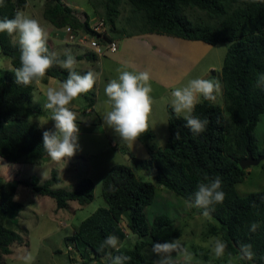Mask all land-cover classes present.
Masks as SVG:
<instances>
[{
    "label": "trees",
    "instance_id": "16d2710c",
    "mask_svg": "<svg viewBox=\"0 0 264 264\" xmlns=\"http://www.w3.org/2000/svg\"><path fill=\"white\" fill-rule=\"evenodd\" d=\"M19 2L23 1L4 0V5L0 6V19L13 18ZM90 2L94 15L103 18L108 25V39H114L108 32L114 29L123 5L128 4L130 14L124 21L138 24V33L156 31L208 44L227 42L219 69L222 106L202 99L193 113L195 117L209 121L206 131L194 135L184 127L183 118H177L172 107L166 106L168 135L163 146H147V158L138 159L130 153L128 158L133 169L152 170L159 185L187 204L193 200L200 183H209L219 176L225 199L222 204L213 206L210 217L218 224L220 237L227 244L226 254L236 256V262L222 264H264V190L240 196L234 189V184L244 175L238 161L246 151L252 157L264 153V145L258 149L252 136V129L264 111V84L258 86L259 77L264 75V4H254L251 0ZM189 10L201 11L203 16H189ZM41 15L57 28L68 25L72 29L87 30L86 15L80 18L63 0H44ZM0 55L9 59L14 71L20 67L19 47L6 34H0ZM14 71L0 72V159L11 164L34 165L46 161L48 154L43 148L42 132L26 121L31 113L27 105L31 100L32 85L15 84ZM46 76L62 83L68 73L54 66ZM88 95H84L88 101L86 105L91 103L89 97L92 94ZM177 131L181 136L179 140H175ZM139 140H154V135L148 129ZM130 165L114 164L107 169L100 180L104 206L97 207L82 219L69 237L84 263H87L85 252L91 260L103 257L110 250L101 252L99 249L123 217L128 230L139 238L131 248L119 252L111 250L112 256H130L131 260L126 264H154L143 256L141 249L152 248L155 242L171 241L176 234L174 220L167 214L159 213L151 220L147 219L145 208L154 198L155 185L138 180ZM58 182L54 169L42 183L35 176L29 181L0 177V263L3 256L10 253L13 243L22 242L21 236L4 224L14 219L20 209V204L13 200L17 185L28 186L32 191L48 196L53 200L55 210L66 209L69 202L83 206L93 198V183L86 176L80 177L72 189L53 187ZM192 208L202 213L201 209ZM253 222L259 225L254 233L250 231ZM244 243L253 245L255 257L252 261L239 259V246ZM178 264H183V260H178Z\"/></svg>",
    "mask_w": 264,
    "mask_h": 264
},
{
    "label": "rangeland",
    "instance_id": "374dc122",
    "mask_svg": "<svg viewBox=\"0 0 264 264\" xmlns=\"http://www.w3.org/2000/svg\"><path fill=\"white\" fill-rule=\"evenodd\" d=\"M13 1V0H12ZM18 1V0H14ZM23 2L17 5V11H23L26 15L38 20L46 31L51 28L46 20L42 18L41 12L44 0H22ZM95 1V0H92ZM63 2L71 7V9L80 17L86 15L87 19L95 13L91 7L90 0H63ZM97 2V1H96ZM18 4V3H17ZM189 16H203L201 11L189 10ZM130 14L129 5H123V9L116 18L115 27L109 30L108 35L112 38L118 34L138 33L139 25L124 21V17ZM46 21V22H45ZM45 25V26H44ZM61 31V28L59 27ZM58 30V31H59ZM60 33V32H59ZM61 36V35H60ZM59 36V37H60ZM62 37V36H61ZM62 46L69 47L76 57L80 55L79 49L89 50L86 46L77 45L74 42H67L62 37ZM58 40V39H57ZM53 42V41H52ZM57 44V43H55ZM227 42H217L213 48L208 51L195 66L193 76L203 75L202 79H210L219 81L214 77V72L209 75L207 68L209 66L220 67ZM70 50V51H71ZM85 50V51H86ZM53 51L56 49L53 47ZM68 52V51H67ZM89 69L97 76L96 84L91 92L93 93L94 114L98 117L91 119V114L87 115L85 121L78 122L79 126V150L76 154L67 160V163L57 164L50 158L42 161L37 165L32 164H11L1 161L0 177L5 179L21 178L29 181L31 177H36L39 183L50 176V170L54 169L59 178V182L53 187H61L65 189L74 188L77 180L82 177H88L93 183V198L90 202L83 206H78L75 202H69V207L66 209H54L53 200L48 196L38 194L32 191L28 186L17 185L13 200L20 204L18 214L15 216L14 222L4 223L5 226L17 232L22 239V242L13 243L10 246V253L3 256L0 264H22L19 259L20 255L30 251L34 257V264H110L107 260L110 249L103 257L97 259H89V253L85 252L84 263L82 257L73 248L70 235L75 231L78 223L93 212L97 207L104 206V202L100 193V180L107 169L114 164L130 165L128 153L138 159L148 157L147 146L153 144L154 147H162L167 135L166 118L163 117L165 111H162L161 105L164 100L169 102V93H165L164 98L153 100V110L150 118H153L154 124L151 129L154 131V140L142 142L137 140L135 144L128 145L120 142L114 131L103 125V115L108 109L105 104L106 96L104 89L108 82L118 77L114 74L110 66L109 72L105 75L97 73L96 66L93 63H87ZM94 66V67H92ZM6 61L0 62V71L7 68ZM216 75V74H215ZM52 84H45L42 87V92H32V99L27 105L34 113H31L26 121L40 128L42 132L46 130H55L54 122L50 120L51 113L43 108V103L46 101L45 92L50 86H58L60 83L54 79ZM152 97L155 96L158 89L153 83ZM38 102H33V97ZM81 95L74 100L69 106L73 111H83L86 104ZM89 96V95H88ZM202 100V99H201ZM211 102V101H210ZM212 104L222 106V92L217 96V99ZM88 111V110H87ZM84 123V125H83ZM43 124V126H41ZM88 129L86 133L82 129ZM252 136L256 147L260 149L264 145V111L260 114L253 129ZM111 144L114 146L111 147ZM132 168V166L130 165ZM133 169V168H132ZM244 175L241 181L234 184V189L238 195L243 196L249 192L264 190V158L260 159L255 165H246L243 167ZM135 176L141 181H150L155 185V193L152 202L146 206L145 214L148 220L152 216L159 213H165L173 218L176 226V234L173 237L180 238L185 247L193 254L192 264H222L224 262H236V256L225 254L223 259L217 260L213 257L210 247V240L214 237H220L218 224L212 218H205L201 213H197L193 208L188 207V204L179 196L173 194L163 186L159 185L153 178V172L150 169H133ZM9 216H6L8 219ZM112 235L116 236L119 241L120 250L131 248L135 241L139 238L131 233L125 226V218L123 217ZM143 256L153 262L158 257L152 253V248L145 246L141 249ZM175 257V254H173ZM178 260H183L182 257Z\"/></svg>",
    "mask_w": 264,
    "mask_h": 264
},
{
    "label": "clouds",
    "instance_id": "9594fccd",
    "mask_svg": "<svg viewBox=\"0 0 264 264\" xmlns=\"http://www.w3.org/2000/svg\"><path fill=\"white\" fill-rule=\"evenodd\" d=\"M252 3L264 4V0H251ZM4 0H0V6ZM0 34H6L11 41L19 47L20 67L14 71L15 84L25 87L39 83L48 71L54 66L66 70L68 77L58 86L46 89V101L43 108L51 113L50 120L54 122V131L46 130L42 133L43 148L50 159L57 163H67L79 150V126L77 113L69 106L81 95L91 92L96 84L97 76L92 71L81 74L77 71L78 62L69 51L64 58L56 52L50 51L48 46L49 34L40 22L23 11H17L13 18L0 19ZM117 69L118 77L107 83L104 93L105 104L108 109L103 115V125L112 129L120 142L133 145L148 131L149 119L153 110V89L151 77L148 72L136 70ZM264 84V75L258 79V86ZM219 81L196 78L182 88H175L171 93V107L177 118H183L184 127L194 135L206 131L207 119L201 120L193 115L201 99L214 102L220 94ZM33 102H38L33 97ZM43 126V124H41ZM181 138L180 132L175 133V140ZM222 181L219 176L209 183H200L193 194V200L188 202V207L202 210V216L211 218L214 205L222 204L225 193L221 191ZM258 223L253 222L251 232H256ZM212 255L220 260L225 257L227 244L219 237H214L209 242ZM118 238L114 235L107 236L101 244L100 251L112 249L120 251ZM240 260L252 261L255 257L253 245L240 244ZM152 253L158 259L154 264H178V258L183 259V264H192L193 254L184 246L180 238L155 242ZM175 254V257L174 255ZM229 258L231 254L228 253ZM22 264H34L35 257L27 251L20 255ZM110 264H126L131 260L127 255L112 256L108 253Z\"/></svg>",
    "mask_w": 264,
    "mask_h": 264
},
{
    "label": "crops",
    "instance_id": "0c3cea01",
    "mask_svg": "<svg viewBox=\"0 0 264 264\" xmlns=\"http://www.w3.org/2000/svg\"><path fill=\"white\" fill-rule=\"evenodd\" d=\"M48 24L51 25L49 22ZM58 30L59 28L54 27L52 25L51 28L48 29V45L51 51H53V47H55V52L61 58H64L65 53L67 51L69 52L71 49L67 46H62V42H64L62 38L63 34L60 30ZM114 39L117 42V46L116 50L112 53H106L100 56H96L91 55V53L89 54V52L84 53L87 52L86 49V51L83 49H79L80 55H77L75 57L78 62L77 71H79L81 74L88 72L86 71V69H89L87 63H93V65H97V73L100 75H104V77L107 72H109V70L112 69L114 74H118L117 69H125V66H127L126 70L148 72L151 77V83L155 84L158 89L157 93L153 97V100L159 101L164 98L165 93H168V91H171L172 89L178 87L182 88L186 86L188 82L192 79L204 78L203 75H197L196 77L193 76V70L195 66L200 62L201 58L213 48V45H215L208 44L201 40L185 39L156 31L118 34V36L114 37ZM70 52L74 55L72 50ZM2 60L3 62L6 61V65H8V67L1 71H14L7 57L0 55V62ZM110 66L113 67L110 69ZM218 69H220V67L217 68V70ZM207 70L209 71V75L214 72V77L218 78L219 80V70L218 72H215V66H209ZM53 80L54 78L46 76L39 83H33L31 90V99L33 91H37L38 93L42 92L43 85L47 83L52 84V82H54ZM169 95V102H166L164 100L163 105H161L162 111H165L163 117L166 118V123V106H171L170 101L172 98L171 93H169ZM89 99L91 100V103L89 105H86L88 101L87 99H84L86 104L83 107V111L79 112V108L74 111L77 113V121L80 123L87 122L85 121V118L87 117V115L90 114L91 119H98V117L94 114L93 93L92 95H90ZM154 123L155 122L153 118H150L149 129L153 133V135L155 134L151 127ZM82 131L85 133L87 131L91 132L86 128L82 129ZM49 158L50 157L48 156V159ZM1 161L4 160L0 159V165L2 163Z\"/></svg>",
    "mask_w": 264,
    "mask_h": 264
},
{
    "label": "built area",
    "instance_id": "2783aa9c",
    "mask_svg": "<svg viewBox=\"0 0 264 264\" xmlns=\"http://www.w3.org/2000/svg\"><path fill=\"white\" fill-rule=\"evenodd\" d=\"M107 26L103 18L93 15L87 19V30L72 29L65 25L61 27V32L65 41L86 46L89 52L100 56L114 52L117 46L115 39L107 38Z\"/></svg>",
    "mask_w": 264,
    "mask_h": 264
},
{
    "label": "water",
    "instance_id": "95a60500",
    "mask_svg": "<svg viewBox=\"0 0 264 264\" xmlns=\"http://www.w3.org/2000/svg\"><path fill=\"white\" fill-rule=\"evenodd\" d=\"M264 158V153L252 157L248 151L246 155L238 161L239 167L243 168L246 165H255L259 162L260 159Z\"/></svg>",
    "mask_w": 264,
    "mask_h": 264
}]
</instances>
